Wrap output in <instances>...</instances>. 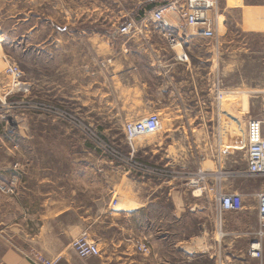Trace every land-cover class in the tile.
I'll return each instance as SVG.
<instances>
[{"label":"crops","instance_id":"obj_1","mask_svg":"<svg viewBox=\"0 0 264 264\" xmlns=\"http://www.w3.org/2000/svg\"><path fill=\"white\" fill-rule=\"evenodd\" d=\"M145 13L129 20L137 29L128 35L115 25L90 36L66 25L55 37L54 26L31 28V59L43 49L47 61L60 58L66 103L92 115L87 119L96 129L149 114L159 116L161 128L133 141L132 150L125 140L121 167L98 161L94 185L103 193H124L120 204L71 198L84 195L85 186L70 185L69 172L54 165L51 155L0 154V264H32L38 256L56 264H264V241L260 260L247 255L259 230L257 195L264 192L248 187L262 177L246 174L245 129L242 143L219 134L229 127L224 98L237 99L233 108L245 127V106L242 113L239 108L245 91L230 93L223 86L213 41L196 35L179 52L166 42L164 29L143 19ZM41 30L45 42L34 37ZM181 53L187 61L177 59ZM45 82L50 97L54 81L46 76ZM239 162L243 169L222 171V163ZM200 173L207 185L240 193L244 209L222 212L212 194L200 195L189 184ZM83 232L96 236L99 256L74 254L71 243ZM140 243L147 254L137 250Z\"/></svg>","mask_w":264,"mask_h":264},{"label":"rangeland","instance_id":"obj_2","mask_svg":"<svg viewBox=\"0 0 264 264\" xmlns=\"http://www.w3.org/2000/svg\"><path fill=\"white\" fill-rule=\"evenodd\" d=\"M171 1L173 0H0V98L5 97V106L0 103V154L51 155L54 157V165L69 172L70 185H80L81 188L85 186L84 195H70L71 198L76 200L78 196L84 197L86 205H89L88 202L93 203L95 199L123 203L126 197L124 193H103V189L94 185V170L101 159H107L121 167V163L125 161V124L144 120L150 114L143 118L138 115V119L128 120L122 127L106 122L105 125L110 129H96L87 119L92 115H85L75 104L66 103L61 90L63 76L60 58L47 61L48 52L43 49L39 54L34 52L31 59L30 30L37 25L54 26L55 37L56 29L66 25L73 32L85 31L86 36L98 31L104 34L112 25L120 27L129 20L136 19L135 15L166 6ZM218 12L224 16L225 21H222L219 41L213 43L215 57L221 60L215 73L219 74L223 86L230 93H237L238 88L245 91L239 108L242 113L245 106L246 122L264 119V0H218ZM41 32L34 34V37L45 42L46 31ZM194 36L195 31L189 29L187 40ZM33 42L35 44L36 40ZM177 49L180 52L179 46ZM9 68H17L22 73L23 79L32 86V95L37 100L64 110L74 121L89 127L91 133L97 135L114 153L120 154V157L116 159L114 153V156H110L97 150L80 131L61 118L22 109L18 105L20 98L8 93L9 78L6 77V70ZM46 76L54 81L50 97L46 88ZM221 106L228 115L225 121L229 126L219 131L221 139L236 141L239 138L242 143L243 123L239 122L241 119H238L237 108H233L237 107V99L224 98ZM97 116L99 120L105 117ZM157 133L136 138L134 142L148 139ZM222 165L224 172H230L238 166L240 169L244 168L241 162ZM78 171L80 173L77 174ZM258 188L264 191V178L251 182L248 187L250 191ZM254 202V197H249V205L255 206ZM88 236L95 241L94 234ZM38 257L45 259L43 256Z\"/></svg>","mask_w":264,"mask_h":264},{"label":"built area","instance_id":"obj_3","mask_svg":"<svg viewBox=\"0 0 264 264\" xmlns=\"http://www.w3.org/2000/svg\"><path fill=\"white\" fill-rule=\"evenodd\" d=\"M222 16L218 12V0H173L166 6L146 12L143 19L164 29L163 37L170 47H182L187 40L189 29H193L195 34L205 40L217 43L219 41L220 30L222 28ZM136 24L133 21L122 24L118 33L128 35L136 31ZM172 31V32H171ZM180 62L187 61L186 53L177 56ZM6 77L9 78L10 96L20 98L18 105L27 111L45 114L51 117L61 118L68 122L73 128L80 131L89 142L93 143L97 150L110 154L117 158L120 154L108 147L97 135L91 133L89 127L86 128L74 121L71 115L64 110L56 109L47 102L37 100L32 95V86L23 79L22 73L17 68L6 70ZM0 98L1 105L5 106L4 99ZM161 122L157 114H150L146 119L134 123H127L124 126L125 139L132 150V142L139 137L151 135L159 132ZM245 154L247 169L246 174L251 177L264 178V119H252L245 124ZM114 153V155H113ZM219 178L216 179V182ZM189 184L195 187L196 191L202 194H212V199L217 203L222 212L238 213L244 209L243 196L238 192L223 193L216 187L206 184L205 175H199L195 181ZM256 211L259 217V230L256 239L248 245L247 255L251 259L260 260L262 258V248L264 241V192L257 195ZM71 249L80 259H88L100 255V250L95 241H92L86 232L72 241ZM139 252L147 254L149 248L140 243L137 245ZM32 264H56L53 261L36 257Z\"/></svg>","mask_w":264,"mask_h":264},{"label":"trees","instance_id":"obj_4","mask_svg":"<svg viewBox=\"0 0 264 264\" xmlns=\"http://www.w3.org/2000/svg\"><path fill=\"white\" fill-rule=\"evenodd\" d=\"M144 13V12H143ZM141 15V14H140Z\"/></svg>","mask_w":264,"mask_h":264}]
</instances>
